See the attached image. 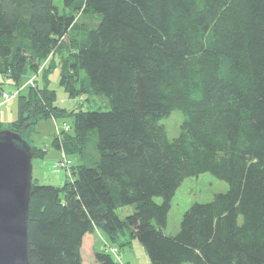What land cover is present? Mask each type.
Here are the masks:
<instances>
[{
	"label": "trees",
	"instance_id": "trees-1",
	"mask_svg": "<svg viewBox=\"0 0 264 264\" xmlns=\"http://www.w3.org/2000/svg\"><path fill=\"white\" fill-rule=\"evenodd\" d=\"M63 11L0 0V98L63 50L66 93L106 109L57 107L51 67L44 86L21 93L9 128L0 117L34 159L46 156L29 140L38 122H72L53 146L78 157L73 181H33L29 264H83L84 238L98 232L122 250L138 241L150 264H264V0H63ZM175 111L184 122L171 141L161 122ZM207 173L229 190L166 235L177 190ZM95 261L124 264L107 250Z\"/></svg>",
	"mask_w": 264,
	"mask_h": 264
},
{
	"label": "rangeland",
	"instance_id": "rangeland-1",
	"mask_svg": "<svg viewBox=\"0 0 264 264\" xmlns=\"http://www.w3.org/2000/svg\"><path fill=\"white\" fill-rule=\"evenodd\" d=\"M55 4L60 8L63 13V0H54ZM70 36H66L63 40L69 44ZM63 51V50H62ZM59 55L52 53L50 57L41 63L35 72L28 75L26 82L19 88L15 89L9 87L6 93L11 95V99L6 101L2 97L0 98V117L4 123V127L9 128L12 123L18 118V98L21 93L29 89V87L44 86V75L51 67L55 69L49 73V88L56 91L57 101L56 106L62 109L71 110H103L105 105L104 101L94 96H80L79 98H70L66 93L64 87L60 84V72L64 67V63L67 60L66 51ZM55 62V63H54ZM57 66V67H56ZM63 71V70H62ZM84 75H79L76 78L75 84L79 88L81 82H83ZM72 81V78H70ZM39 83V85H38ZM184 122V116L180 111H175L168 119L162 120L161 124L165 126L168 137L171 141L179 137L181 127ZM71 121H65L64 119L42 120L35 126L34 132L29 136V140L32 145L40 148L46 152V156L42 159L33 160V181L45 185L62 186L66 182L73 181V166L78 162L77 156L67 157L62 156L63 152L57 150L53 146L55 137L64 136V127H71ZM71 130V129H70ZM70 132V131H68ZM61 158V159H60ZM67 158L72 165L70 167H61V161ZM229 190V185L222 180H219L211 174H202L197 177H191L186 179L180 188L177 190L176 195L172 202V208L168 217V225L164 230L166 235H175L180 230L181 220L185 212L194 204H206L213 200L217 194L226 193ZM156 202L162 204L163 200L157 198ZM118 215L121 219H125L127 216L133 214L134 207L127 206L119 209ZM122 240L129 239L126 235L121 236ZM115 249L113 253L111 250ZM96 250H107L112 256L121 263L128 264H149L148 256L138 241H133L132 244L123 248H119L117 245H112L110 240L103 234H91L85 241L82 251L84 264H98L95 261ZM190 264V263H187Z\"/></svg>",
	"mask_w": 264,
	"mask_h": 264
},
{
	"label": "water",
	"instance_id": "water-1",
	"mask_svg": "<svg viewBox=\"0 0 264 264\" xmlns=\"http://www.w3.org/2000/svg\"><path fill=\"white\" fill-rule=\"evenodd\" d=\"M33 152L20 135L0 132V264H29Z\"/></svg>",
	"mask_w": 264,
	"mask_h": 264
},
{
	"label": "built area",
	"instance_id": "built-area-1",
	"mask_svg": "<svg viewBox=\"0 0 264 264\" xmlns=\"http://www.w3.org/2000/svg\"><path fill=\"white\" fill-rule=\"evenodd\" d=\"M1 97H2L4 100H6V101H8V100L11 99V95H10L9 93H6V92H4V93L2 94ZM63 129H64L63 132H65V131H66V132L70 131V127H67L66 125H65V127H64ZM70 165H72V164L70 163L69 160H67V158H64V159L61 161V163H60V166H61V167H70ZM111 251H112L113 253L116 252L115 249H112Z\"/></svg>",
	"mask_w": 264,
	"mask_h": 264
},
{
	"label": "crops",
	"instance_id": "crops-1",
	"mask_svg": "<svg viewBox=\"0 0 264 264\" xmlns=\"http://www.w3.org/2000/svg\"><path fill=\"white\" fill-rule=\"evenodd\" d=\"M65 154L63 153L62 154V156H64ZM61 159V158H60ZM97 234H100L99 232L97 233ZM174 235V234H173ZM176 235V234H175ZM90 235H86V237L84 238V243H85V241L88 239V237H89ZM84 243H83V246H84ZM82 251H83V248H82ZM83 264H84V262H83ZM125 264V263H124ZM149 264H150V261H149Z\"/></svg>",
	"mask_w": 264,
	"mask_h": 264
}]
</instances>
